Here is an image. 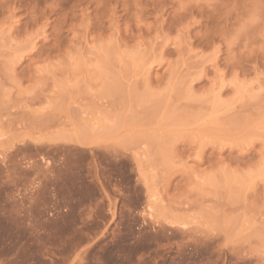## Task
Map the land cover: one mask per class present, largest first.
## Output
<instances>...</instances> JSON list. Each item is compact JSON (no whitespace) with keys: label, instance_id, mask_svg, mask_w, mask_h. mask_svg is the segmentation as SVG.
I'll use <instances>...</instances> for the list:
<instances>
[{"label":"rangeland","instance_id":"rangeland-1","mask_svg":"<svg viewBox=\"0 0 264 264\" xmlns=\"http://www.w3.org/2000/svg\"><path fill=\"white\" fill-rule=\"evenodd\" d=\"M0 264H264V0H0Z\"/></svg>","mask_w":264,"mask_h":264}]
</instances>
